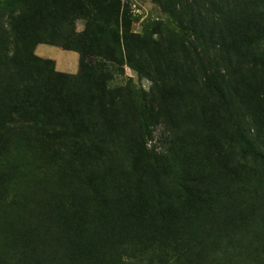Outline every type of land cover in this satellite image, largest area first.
Listing matches in <instances>:
<instances>
[{
  "label": "trees",
  "instance_id": "trees-1",
  "mask_svg": "<svg viewBox=\"0 0 264 264\" xmlns=\"http://www.w3.org/2000/svg\"><path fill=\"white\" fill-rule=\"evenodd\" d=\"M72 1L0 0V17L7 15L10 26L9 41L0 39V147L12 143L6 128L17 124L33 129L21 140L23 145L43 147L48 153L50 145L84 152L96 140L102 145L105 142L89 114L99 107L107 116L113 105L107 75L100 70L92 74L81 71L75 76L59 72L53 60L32 54L30 48L22 50L28 42L75 52L80 65L83 58L95 57L137 72L143 70L142 56L150 50L149 44L130 32V21L120 11L118 0H86L90 7ZM210 2L213 9L206 14L199 11L197 18L192 9L187 11L190 28L202 46L201 55L196 56L198 72L233 131L229 138L234 136L244 144L240 158L248 156L264 165L263 141L250 137L246 124L248 117H264V98L252 95L253 85L240 86L239 82L241 91L234 101L227 86L221 87L234 77L233 58L243 66L258 65L264 74V52L259 50L264 46V0ZM44 12L50 14L47 21L42 19ZM58 13H65L66 18L56 17ZM39 17L41 25L36 22H40ZM80 19L84 28L76 32L74 24ZM103 30L108 32L106 38L100 34ZM156 52L161 55V51ZM209 53L214 54L212 65L205 61ZM12 79L15 84L5 83ZM144 114L145 110L140 111L141 127L146 132ZM255 124L258 129L259 121ZM138 146L143 148L142 143ZM122 152L129 161L126 178H137L132 189L119 184L110 170L87 173V159L81 171L89 194L86 199L74 187L61 196L45 197L38 205V214L30 216L25 210H16L21 204L17 195L7 197L1 188L0 264H85L86 255L93 264H116L115 253L103 248L113 247L114 237L121 233L131 237L134 248L142 242L139 251L147 255V264H264V187L262 193L260 188L247 189L246 182L240 180L245 175L238 160L219 166L209 179L196 176L187 166L178 176H171L169 172L177 168L171 164L161 184L157 168L138 159L131 148ZM43 155L50 158L45 153L38 156ZM145 178L151 182L148 190L141 187H146ZM220 180L237 181L247 189V201L225 187L229 191L224 192L222 202L220 192L214 189ZM210 210L215 213L213 220L207 215ZM144 211L148 219H144ZM115 217L127 219L128 230L112 224ZM46 250L49 260L41 258ZM162 250L163 259L157 257Z\"/></svg>",
  "mask_w": 264,
  "mask_h": 264
},
{
  "label": "rangeland",
  "instance_id": "rangeland-1",
  "mask_svg": "<svg viewBox=\"0 0 264 264\" xmlns=\"http://www.w3.org/2000/svg\"><path fill=\"white\" fill-rule=\"evenodd\" d=\"M77 1L88 5L86 0ZM118 1L120 11L123 10L130 21V32L139 35L149 44L150 50L142 56L141 72L126 65H115L95 57L83 58L80 65L75 52L32 42H28L25 47L21 45V49L26 52L30 48L32 54L41 58L60 61L69 76L78 75L81 71L92 74L99 70L107 75L106 86L113 105L105 113L107 116L99 111V107L89 114L94 127L103 133L105 142L102 145L96 140L94 145L84 152H79L78 148L62 150L50 145V153H48L43 147H29L21 143V140L33 130L29 126L21 127L17 124L6 128L5 134L12 139V143L0 147V189L3 188L7 197L17 195L21 199V204L16 210H25L30 216L38 214V205L45 197L52 199L61 196L63 193L71 192L74 187H78L79 196L86 199L89 194L81 172L82 164L86 159L89 161L87 173L88 170H110L119 184L122 183L124 187L132 189L137 185V178L136 176L126 178L129 173V161L122 152L123 148H131L138 159L146 161L150 167L157 168L158 173L161 172V184L163 179L166 180L164 176H168L166 171H170L171 164L177 167L176 171L169 172L171 176H178L181 168L187 166L196 173V176L209 179L212 171L234 159L238 160L239 168L245 175V178L241 177L240 180L246 182L249 186L247 189L260 188L262 193L264 165L252 161L253 159L248 156L240 158L244 144L237 141L234 136L232 139L229 138L233 131L226 122L217 99L210 95L198 72L196 56L201 55L202 46L195 39V34L190 28L187 11L192 9L196 18L199 11L206 14L213 9L210 0ZM67 3L66 5L70 6ZM88 10L92 9L88 8ZM113 10L117 12V8ZM44 14L45 17L42 16V19L45 18L47 21L50 14L47 15L46 12ZM55 16L66 18L65 13H58ZM37 20L40 22H36L41 25V17ZM8 22L7 15H1L0 39L4 43L9 41ZM68 28L72 30L71 27ZM83 28L84 21L76 20L74 24L76 32L82 31ZM100 34L103 38L108 36L105 30ZM259 50L264 52V46ZM156 51H161V55ZM61 53L70 55L65 56ZM217 54L219 56V53ZM207 56L209 60L205 59V61H210L212 65L214 54L209 53ZM232 66L235 69L234 77L226 79L227 85L222 84L221 87L227 86L234 101H237L241 91L239 82L240 86L253 85L252 95L258 94L264 98V74L260 67L243 66L234 58ZM51 67L53 68L52 65ZM5 83L15 84L16 81L12 79ZM237 106L241 107L239 103ZM142 110H145L144 117L148 127L146 132L140 122ZM31 115L33 117V113ZM258 121L259 128L256 129L255 123ZM246 124L250 127V137L259 143L263 141L261 147L264 148V117H248ZM138 143L140 147L142 143L143 148L137 147ZM97 148L104 152L95 155L99 152ZM41 153L50 155V158L44 155L39 157ZM91 174L95 175L99 172ZM149 181L146 180V187L142 185V189L150 188ZM220 182L214 189L220 192L219 198H222V202L225 201L224 192L229 191L225 187L240 194L242 201H247L248 196L245 192L247 189H242L237 181L220 180ZM207 215L208 218L215 219L212 210ZM144 216V219H148L145 211ZM111 220H113L112 224L117 225L116 227L125 226L128 230L127 219L115 217ZM114 238L115 245L112 247L109 244V249L105 247L103 250L115 253L118 257L116 264H147L144 261L147 255H143V251L140 254L139 251L143 249L142 242L134 248L130 236L126 238L121 233ZM163 251H159L158 258L163 259ZM137 253L138 255L134 256ZM41 258L49 260V251L46 250ZM84 261L85 264H93L89 262V255L85 256ZM154 261L157 263V258Z\"/></svg>",
  "mask_w": 264,
  "mask_h": 264
},
{
  "label": "crops",
  "instance_id": "crops-1",
  "mask_svg": "<svg viewBox=\"0 0 264 264\" xmlns=\"http://www.w3.org/2000/svg\"><path fill=\"white\" fill-rule=\"evenodd\" d=\"M62 52V51H61ZM62 54V53H61ZM62 55H65V56H67V55H70V54H62ZM78 55V54H77ZM74 56H75V54H74ZM61 59V58H60ZM54 61V60H53ZM55 62V65H56V70L57 71H59V72H67V71H65L66 69L65 68H63V65L61 64V62L59 61V62H56V61H54Z\"/></svg>",
  "mask_w": 264,
  "mask_h": 264
}]
</instances>
